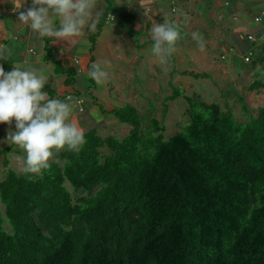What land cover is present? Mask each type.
Wrapping results in <instances>:
<instances>
[{
  "label": "trees",
  "instance_id": "trees-1",
  "mask_svg": "<svg viewBox=\"0 0 264 264\" xmlns=\"http://www.w3.org/2000/svg\"><path fill=\"white\" fill-rule=\"evenodd\" d=\"M105 2L89 34L91 65L109 13L141 46L136 14ZM168 61L175 63L172 54ZM54 65L65 85L76 82L75 66ZM168 84L165 100L183 97L189 118L168 138L155 104L140 112L125 103L110 112L129 132L119 138L90 128L80 151L57 154L67 159L63 168L50 160L39 175L18 172L7 156L14 144L0 148V264H264V107L238 121L228 105L186 94L172 76ZM65 177L87 193L74 198Z\"/></svg>",
  "mask_w": 264,
  "mask_h": 264
},
{
  "label": "crops",
  "instance_id": "crops-1",
  "mask_svg": "<svg viewBox=\"0 0 264 264\" xmlns=\"http://www.w3.org/2000/svg\"><path fill=\"white\" fill-rule=\"evenodd\" d=\"M113 2L116 5L128 8L136 14L137 20L135 27L139 24L143 26L144 36L143 38L142 36H139L141 46L137 45V40L135 38L134 46L144 53H140L139 55L141 58H138V71L133 72L129 70L133 73L134 82L136 84H138L137 81H145L147 77H150L151 79L149 82L152 84L155 82L158 85L162 80L160 73H166L168 78L166 79L165 84L166 86H169L168 82L171 76L174 80L173 75L176 72H178V74H182V71L186 70L185 67L177 66V62L179 61V57H182L183 62H185L186 59H191L193 57V51H196V49L199 48L196 40L193 41L192 39L193 44L188 45L186 40L181 37L175 46V51L172 53L175 58V63L168 62L167 60L166 63L162 65L151 52L152 42H154L152 40L151 29L156 23H164V18H166L169 23L177 26L181 30V33L184 34V32H187L184 23L186 21L188 24H195L197 26L196 32L202 34L204 38L211 42V45L205 46L203 51L199 48V53L202 58L201 66L204 67V69L206 68L205 71L211 73L212 75H215L216 72L219 77L221 76V82H216V90L219 95L217 102L222 106L228 105L231 109L230 105L233 103L237 87L239 86L240 88L243 87V96L249 98L252 102L249 104L252 106L254 105L256 110L261 107L259 105L260 103L264 105V86L251 90V87L256 85V81L264 82V74H262L259 79H254L253 76L248 81H244L241 79L239 71L244 70L246 73V69L239 67L238 64V61L240 60L243 62H250L253 64V66L250 67H255L254 65L257 64L260 59L264 60V0H113ZM172 2L180 3V5L183 6L185 11L184 15L174 17L175 14L171 7L173 5ZM105 6V0L96 1V7L93 9L92 16V19L96 23L95 30L90 31L89 27L86 25L82 30L83 37H86L89 40V34L97 30L100 13L103 11ZM31 7L32 0H25L21 11H26ZM173 8L176 9L175 6ZM169 9L173 15L166 12V10ZM191 9H195L197 13L194 15ZM255 16H261L260 20L255 21ZM18 17L19 12L14 11V4L12 3V0H0V48L12 49V55L8 57V60L3 61L10 62L11 69L13 66H16L21 69L33 68L36 70H42V74L47 79L46 83H50L52 88L50 92H47L48 98L60 99L69 102L72 107L70 119L76 120L79 126L83 129H85L84 123L87 118L102 121L97 117L100 116L99 113L104 114L107 110L109 114H113L110 112L112 108L106 110L100 108L99 104H97L96 97H93V95L92 103L96 104L97 107L92 103H86L82 90L79 91L78 88L68 89V87L74 86L76 82L72 86L64 84L65 74L56 72L54 61L60 60L64 66L75 65L71 62L72 56L65 52V44L59 42L60 38H56L54 36L40 37L38 33L31 30L29 25L19 23ZM52 20L58 27L59 18L52 17ZM108 20L109 21L103 24L100 29L96 37L95 45L100 39L101 34H103V32L106 33V29L110 24L120 26L117 22L114 21L112 23L110 22V19ZM113 32L114 31L109 32L110 37H113ZM141 33L143 34L142 31ZM190 34L192 36V32ZM248 34H252L253 38L249 39L247 37ZM212 43H214V46ZM37 48H40L42 51L40 55H38V53H34ZM221 50L224 51L221 52V54H218ZM105 54L110 60H117L119 62V68H121L120 63L125 64L126 61L130 59L129 53ZM246 55H249V59H245ZM93 56V62H95L97 59V53H93ZM179 62L181 63V61ZM124 71L129 72L125 69ZM116 72H118V75ZM78 73L79 69L77 68V76ZM107 73L109 75L107 81L108 90H113L116 87L120 90H124L126 88L124 83H120L121 81L127 82L123 71L109 69L107 70ZM135 73L139 74L141 79ZM255 75L257 76L256 73ZM55 83L58 88L55 87ZM95 84L96 82L91 84V87H94ZM64 85L66 86L65 88H63ZM134 86L135 84L132 83L131 88L135 89ZM151 87L153 88V85ZM140 88L142 87L140 86ZM65 93H70L73 97H82L83 110L78 109L73 97L65 99ZM245 94H247V96ZM125 97H127V94H125ZM246 112H249V109L244 111V113ZM15 125L16 121L14 119L11 125L7 123H0V148L11 145L6 143L5 140L10 130L16 131ZM112 125L114 126L118 124L115 123V121L106 122L105 124L98 125L99 130L97 127L96 128L98 132H100L101 127L103 130H108ZM126 126H129V124ZM13 147L14 149L8 153L9 161L11 154H21L22 156L26 155L25 150L20 148L18 145H14ZM3 157L4 156H2V159Z\"/></svg>",
  "mask_w": 264,
  "mask_h": 264
},
{
  "label": "clouds",
  "instance_id": "clouds-1",
  "mask_svg": "<svg viewBox=\"0 0 264 264\" xmlns=\"http://www.w3.org/2000/svg\"><path fill=\"white\" fill-rule=\"evenodd\" d=\"M14 11L19 12V23L27 24L40 37H78L87 25L90 31L96 27L92 19L96 0H32V7L21 11L25 0H12ZM52 17L59 18L57 27ZM91 21V23H90ZM154 41L151 52L163 65L175 51L181 39V30L164 18L151 29ZM201 51L205 48L202 34L193 32ZM11 48H0V60H8ZM106 62H94L88 76L98 85L106 83ZM47 82L42 70L13 66L5 71L0 64V123L11 125L16 121V131H9L5 142L18 145L26 155L21 161L24 173L41 174L49 167V161L60 150L80 151L86 143L85 132L78 122L70 119L72 107L69 102L49 99L42 91Z\"/></svg>",
  "mask_w": 264,
  "mask_h": 264
},
{
  "label": "rangeland",
  "instance_id": "rangeland-1",
  "mask_svg": "<svg viewBox=\"0 0 264 264\" xmlns=\"http://www.w3.org/2000/svg\"><path fill=\"white\" fill-rule=\"evenodd\" d=\"M172 4L173 5L172 6L170 5V6L172 7V11H174V14H175L174 17H180V15H184L185 11H184L183 6L180 5V3L172 2ZM174 6L176 7V9L173 8ZM191 10L193 11L194 15L197 13L195 9H191ZM166 12L171 14L170 9L166 10ZM110 22L113 23L114 21L111 20ZM184 23H185V29L187 30V32H184V34L181 33V37H183V39L186 40L188 45L193 44L194 39L192 38L190 33L196 32L197 26L195 24L194 25L188 24L186 21ZM136 28L140 30L139 36H142L143 38L144 36L143 26L139 24V25H136ZM110 31H114L113 37L109 36ZM141 31L143 32V34L141 33ZM59 42L65 44V47H64L66 50L65 52L72 56L71 62L79 69L78 76L76 75L77 79H76L75 85L72 87H68V89L78 88L79 91L82 90L87 104L88 103L91 104L93 102L92 95L93 97H96L97 104H99L100 108H102L103 110L113 108L114 106H120L125 103H132L137 106L140 112H144L151 104H155L156 106L155 115L165 125L164 135L166 138H168L170 135L174 134L177 131L183 130L186 124L188 123L189 118L186 112L187 103L185 99L183 97H178L174 100H165L166 95L170 92L169 86L168 85L166 86L165 84L166 79L168 78V75L166 73H160L162 80H161V83L158 85L155 82L154 84L150 83L149 82V80L151 79L150 77H147L145 81H137L138 84L134 82V75L130 71H133V72L138 71V68H139L138 58H141L139 55L140 53H144V52L135 48L136 47L134 46L135 39L128 35L126 29L120 26H117V25L115 26V25L110 24L106 29V33L103 32V34H101V37L98 40L97 44L95 45L94 51L92 52V53H97V59L95 62H98V61L106 62L104 64L106 71L109 69L111 70L117 69V71H123L125 73V76H126L125 80H127V82H124V81L120 82L126 85V88L124 90H120L117 87L113 90H108V82L100 84V85L96 83L94 87H91L92 83L90 82V77L88 76V71L91 67V62H90L91 43L88 40V38L83 37V35H81L78 37H69V38H63V39L60 38ZM204 42H205V46L211 45V42L207 40L206 38H204ZM212 45L214 46V43H212ZM177 50H182V49H177ZM223 51L224 50H221L220 53L218 54H221V52ZM199 52H200L199 48L196 49V51H193L194 53L193 57L191 59L189 58L186 59L185 62L182 61L183 60L182 57H179V61H181V63L178 61L177 66L185 67L186 70L205 71L206 68L204 69V67L201 66L202 58ZM34 53H38V55H40L42 51L40 48H37ZM105 53H129L130 59L127 60L125 64L120 63L121 68H119V62L117 60L116 61L110 60L109 57ZM238 62H239L238 63L239 67H243L244 69H246V73L244 70L239 71L240 77L244 81H248L253 76H254V79H259L261 75L264 74V60L260 59L259 62L254 65L255 67H250V66H253V64L250 62H243L240 60ZM124 69L128 71L130 70V71L126 72L124 71ZM255 73L257 74V76L255 75ZM116 74L118 75V72H116ZM136 75L140 78L139 74H136ZM225 75L227 76L226 73ZM173 76H174L175 83L179 85L186 94L188 95L199 94L206 101L217 102V98H219V95L217 94V90H216V82H221V78H220L221 76L219 77L216 72H215V75H213L212 79L211 78H195L185 73L178 74V72H176ZM132 83L135 84L134 86L135 89L131 88ZM152 85H153V88L151 87ZM140 86L142 88H140ZM55 87L58 88L56 83H55ZM65 87L66 86L64 85L63 88ZM242 92H243V87L240 88L238 86L236 96L233 100V103H231L230 106H231L232 112L234 113L238 121H247L249 118L255 115L257 110L254 107V105L252 106L251 104H249L251 101L249 100V98L243 96ZM125 94H127V97H125ZM245 95L247 96V94ZM240 97H243L242 101L239 99ZM92 104L97 107L96 104L94 103ZM243 104L247 106V109H249V112L244 113L245 110L243 109ZM259 105L261 107H264V105L261 103ZM99 115L100 116H97V117L102 121H98L97 119L87 118L86 122L84 123L85 125L84 130L87 131L90 128H94V127L95 128L97 127L99 130V127H98L99 124H105L106 122L115 121V123H117L118 125H114V126L112 125L110 129L108 130H103L101 127L99 134L102 136L114 135L120 138L126 135L129 132V129L131 128L130 125L126 126L128 124L117 121L114 115L109 114L107 110L106 112H104V114L99 113ZM64 150L65 149L60 150L58 153H56L53 156V158L50 159V160H57L62 168L65 166L67 159L65 156H58L57 154L63 152ZM2 156L3 155L0 154V178H3L5 176V166L3 165ZM23 157L24 155L22 156L21 154H11L10 155L11 166L18 172H22L21 171V161ZM65 182L68 188L71 190L74 198L80 197L87 193V191L83 189H79V190L74 189V187L72 186V184L70 183L67 177H65ZM0 206H1V212L5 215L4 204L0 203ZM3 226L6 231L8 232L13 231V228L10 225V223L7 221V219L4 221Z\"/></svg>",
  "mask_w": 264,
  "mask_h": 264
},
{
  "label": "built area",
  "instance_id": "built-area-1",
  "mask_svg": "<svg viewBox=\"0 0 264 264\" xmlns=\"http://www.w3.org/2000/svg\"><path fill=\"white\" fill-rule=\"evenodd\" d=\"M226 3H227V2H226ZM112 18H114V15L109 13L107 19H112ZM260 18H261V16H255L254 20H255V21H259ZM247 37H248L249 39H252V38H253V35H252V34H248ZM245 59H249V55H246V56H245ZM72 97H73V96H72V94H70V93H65V95H64V98H65V99H70V98H72ZM73 98H74V101L76 102V104H77V106H78V109H79V110H83V98L80 97V96H74Z\"/></svg>",
  "mask_w": 264,
  "mask_h": 264
},
{
  "label": "bare ground",
  "instance_id": "bare-ground-1",
  "mask_svg": "<svg viewBox=\"0 0 264 264\" xmlns=\"http://www.w3.org/2000/svg\"><path fill=\"white\" fill-rule=\"evenodd\" d=\"M240 101V100H239Z\"/></svg>",
  "mask_w": 264,
  "mask_h": 264
}]
</instances>
